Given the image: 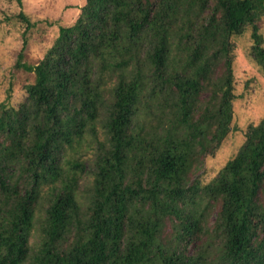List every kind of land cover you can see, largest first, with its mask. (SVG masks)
I'll return each mask as SVG.
<instances>
[{
    "label": "trees",
    "instance_id": "16d2710c",
    "mask_svg": "<svg viewBox=\"0 0 264 264\" xmlns=\"http://www.w3.org/2000/svg\"><path fill=\"white\" fill-rule=\"evenodd\" d=\"M254 1L260 0L240 1L220 9L216 28L204 25L198 46L186 45L183 35L176 42L183 39L184 43L173 45L166 24L159 19L162 13L151 25L149 7L136 11L139 0H120L122 6L116 5L113 14L109 7L115 0H86L73 25L60 28L54 51L35 65L21 62L22 45L13 66L33 74L21 88L19 99H25L16 107L0 105V173L9 165L18 171V179L12 184L0 176V264H20L25 258L35 218L32 207L41 197L48 205L41 223L40 257L35 264H121L123 256L130 264H205V257L173 258L157 241L167 215L175 216L180 227L177 235L181 232L194 237L205 232L208 221L197 213L198 199L205 193L212 201H221L212 227L220 258L217 264H264V197L260 198L264 118L247 131L245 142L217 179L199 189L202 194L190 193L193 187L185 186L186 173L195 162L191 148L202 142L204 134L203 124L192 126L185 114L188 97L191 104L196 101L193 78L186 83L185 71L199 59L200 51L204 59L200 71L207 69L204 56L210 51L204 54L202 48L211 46L209 40L216 31L228 38L235 35L259 4ZM16 2L21 7V0ZM17 16L28 25L22 12ZM174 48L178 58L170 56ZM145 51L150 55L143 60ZM181 55L182 68L175 67L181 70L179 76L173 72V64ZM131 62L130 77H119L109 93L110 111L104 122L109 147L102 152L99 149L94 156L91 197L83 211L74 187L76 178L62 169L67 163L62 158L66 159V148L72 143L69 129L81 131L80 124L94 118L101 108L85 95L95 67L116 72ZM166 83L176 92V100L164 89ZM145 86H151V95L161 93L164 101H171L168 115L163 109L158 113L163 111L160 120L164 115L176 119L175 125L167 123L159 130L157 125L150 127L149 121L147 125L140 120L132 124L136 112L145 106L137 88ZM76 101H80L79 107ZM153 110L148 107L144 117ZM194 137L200 140L195 142ZM20 178L25 183L23 190L19 189ZM65 178H70V183ZM68 231L71 239L63 241Z\"/></svg>",
    "mask_w": 264,
    "mask_h": 264
},
{
    "label": "rangeland",
    "instance_id": "374dc122",
    "mask_svg": "<svg viewBox=\"0 0 264 264\" xmlns=\"http://www.w3.org/2000/svg\"><path fill=\"white\" fill-rule=\"evenodd\" d=\"M240 1L249 0H139L136 11L140 12L144 7H149L152 10L148 15V18L153 21L151 25L156 23V17L162 13L159 19L166 24L173 45L181 46L184 42L187 45L188 42L198 46V35L204 25L209 23L210 28H216L220 9L223 10L227 4L236 5ZM85 3L86 0H21L20 7L16 0H0V105L16 107L19 101L25 99L24 97L19 99L21 88L30 82L33 74L23 67L13 66L22 45L21 62L27 66L37 64L45 55L54 51L60 28L73 25L79 18ZM254 3L259 4L252 11L253 14H248L241 29L233 35L234 37L228 38L226 33L216 31L209 40L211 46L207 49L202 48L204 54L205 51H210L204 56L207 58L205 71H200L202 60H204L201 51L199 59L191 67L187 66L185 71L187 72L186 83L193 78V90L196 92L194 93L195 103L191 104V97H188L189 103L184 107L188 113L185 114L187 119L190 117L189 122L192 126H194L192 123L198 125L202 123L201 127L204 129L202 142L196 143L191 148L195 162L191 164L185 177V186L193 187L190 193L197 191L202 194V189H199L207 187L211 181L217 179V175L225 169L224 167L245 142L247 131L252 126L258 125L264 118V0L254 1ZM116 5L122 6L120 0H115V5L109 7L111 14ZM19 12L26 16L27 26L17 16ZM148 18L147 21H149ZM24 30L26 33L23 36ZM150 34L148 32V35ZM180 35L186 36V39H182L184 42L182 40L176 42ZM149 37L147 36V41L150 40L151 37ZM147 48L149 43L145 49ZM117 52H120L119 47ZM147 52L141 54L143 60L148 56ZM170 56L171 58L178 56L176 48L172 50ZM177 58L174 60L173 72L181 76V70L175 67L182 68L184 56H180V61H177ZM131 64L132 62L116 72H105L95 67V72H91L93 75L88 81L89 91L85 95L91 96L93 103L101 108L94 118L81 121V131L74 127L69 129L72 143L66 148V159L62 158V161H67L63 163L62 169L64 173L76 178L77 184L74 187H76L78 198L83 203V211H86V205L91 197L90 170H93L94 156L109 147L108 135L104 130L106 114L110 111L111 105L109 93L119 77L123 75L130 77ZM186 83L183 81L182 84ZM168 86L169 83H166L164 89H167L168 95L176 100L178 98L176 92L173 93ZM144 88L146 90L137 88L139 95L144 98L141 103L145 105L144 110L136 112V116L132 118V124L135 125L140 120V123L147 125L149 121L150 127L157 125L159 130L164 129L167 123L171 127L175 125L176 119L173 117L167 118L164 115L161 120L159 119L163 111L168 115L171 101H164L161 93L151 95V86ZM174 88L177 89L176 86ZM76 103L79 107L80 101ZM148 107H154V110L149 117H144ZM159 109L163 111L158 113ZM92 127L96 134H93ZM193 139L195 142L200 140L198 137ZM75 161L78 162L77 166L73 165ZM1 166L0 163V169ZM4 169L0 176L5 181H9V184L18 179V171L14 166H5ZM22 180L20 178L18 185L19 189L23 190L25 183ZM65 182L70 183V178H65ZM260 186H262L260 198L263 199L264 181ZM44 191L47 192V189L44 188ZM206 196L205 193L198 199L200 204L197 213L201 214V220L207 219L208 228L205 232H199L198 236L191 237L181 232L177 235L180 227L175 216L167 215L163 218L157 241L169 249L173 258L192 255L199 260L205 257L206 260L203 261L205 264L220 262L217 238L212 227L215 226V219L219 215L221 201H212ZM47 205L44 197L37 199V202L33 204L34 225L28 236L27 254L20 264H35L37 257H40L38 249L43 241L41 223ZM141 219L142 217H139L138 221ZM131 222H133L132 219ZM202 224L204 226L206 220ZM71 236L72 233L68 231L64 234L63 241L67 239L70 241ZM1 255L0 252V258ZM121 260V264H130L125 256Z\"/></svg>",
    "mask_w": 264,
    "mask_h": 264
}]
</instances>
